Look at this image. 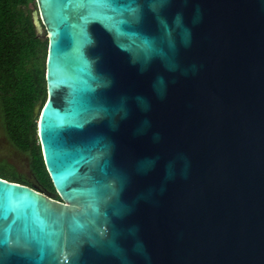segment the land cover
Wrapping results in <instances>:
<instances>
[{
  "label": "water",
  "instance_id": "obj_1",
  "mask_svg": "<svg viewBox=\"0 0 264 264\" xmlns=\"http://www.w3.org/2000/svg\"><path fill=\"white\" fill-rule=\"evenodd\" d=\"M35 1L60 199L0 177V264H264V0Z\"/></svg>",
  "mask_w": 264,
  "mask_h": 264
},
{
  "label": "trees",
  "instance_id": "obj_2",
  "mask_svg": "<svg viewBox=\"0 0 264 264\" xmlns=\"http://www.w3.org/2000/svg\"><path fill=\"white\" fill-rule=\"evenodd\" d=\"M35 0H0V123L9 141L29 155L36 180L0 169V177L55 193L36 133V104L47 97L48 40L32 15ZM45 32V31H44Z\"/></svg>",
  "mask_w": 264,
  "mask_h": 264
},
{
  "label": "rangeland",
  "instance_id": "obj_3",
  "mask_svg": "<svg viewBox=\"0 0 264 264\" xmlns=\"http://www.w3.org/2000/svg\"><path fill=\"white\" fill-rule=\"evenodd\" d=\"M33 18L38 17L37 8H32ZM38 30V29H37ZM39 34L45 38L44 29L38 30ZM38 105H42L38 103ZM37 123V116H36ZM37 128V126H36ZM37 133V129H36ZM0 169L15 172L26 176L29 179L36 180L29 170V155L15 147L7 138L5 131L0 123Z\"/></svg>",
  "mask_w": 264,
  "mask_h": 264
},
{
  "label": "snow or ice",
  "instance_id": "obj_4",
  "mask_svg": "<svg viewBox=\"0 0 264 264\" xmlns=\"http://www.w3.org/2000/svg\"><path fill=\"white\" fill-rule=\"evenodd\" d=\"M79 2L81 7H86L90 3V0H79ZM149 47L150 42L148 40H145L144 48L147 50ZM100 110L102 111L103 109L101 108ZM68 198L71 199V196H69ZM0 199H2L10 206L20 207L25 213H27V210L32 207V204L27 199L25 193L13 190V188L7 186L6 182L3 187H0ZM47 212L49 217L56 219L61 216H66L68 214V209L48 208ZM38 218L39 216L37 215V219Z\"/></svg>",
  "mask_w": 264,
  "mask_h": 264
},
{
  "label": "flooded vegetation",
  "instance_id": "obj_5",
  "mask_svg": "<svg viewBox=\"0 0 264 264\" xmlns=\"http://www.w3.org/2000/svg\"><path fill=\"white\" fill-rule=\"evenodd\" d=\"M32 188L37 189L35 186H32ZM48 194H50V196L56 197V199H60L55 193L48 192Z\"/></svg>",
  "mask_w": 264,
  "mask_h": 264
}]
</instances>
